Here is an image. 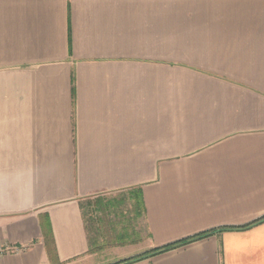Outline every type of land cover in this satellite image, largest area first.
<instances>
[{
    "label": "crops",
    "instance_id": "obj_1",
    "mask_svg": "<svg viewBox=\"0 0 264 264\" xmlns=\"http://www.w3.org/2000/svg\"><path fill=\"white\" fill-rule=\"evenodd\" d=\"M204 233L125 264H264V0H0V264Z\"/></svg>",
    "mask_w": 264,
    "mask_h": 264
},
{
    "label": "trees",
    "instance_id": "obj_2",
    "mask_svg": "<svg viewBox=\"0 0 264 264\" xmlns=\"http://www.w3.org/2000/svg\"><path fill=\"white\" fill-rule=\"evenodd\" d=\"M208 235V233H204V234H199L197 236H194L192 238H189V239H186V240H181V241H178V242H175V243H172V244H169V245H166L162 248H159V249H155V250H152L148 253H143V254H140V255H137V256H134L132 258H128V259H125V260H122V261H119V262H116L114 264H125V263H128V262H131V261H135V260H138L140 258H143V257H146L148 255H151V254H155V253H159V252H162V251H166V250H169V249H173L175 247H178L180 245H183V244H186V243H189L193 240H196V239H200L204 236Z\"/></svg>",
    "mask_w": 264,
    "mask_h": 264
},
{
    "label": "rangeland",
    "instance_id": "obj_3",
    "mask_svg": "<svg viewBox=\"0 0 264 264\" xmlns=\"http://www.w3.org/2000/svg\"><path fill=\"white\" fill-rule=\"evenodd\" d=\"M109 203H111L109 201ZM113 203V201H112ZM123 204V208L121 209L123 211V218H122V227H124L126 224L132 225L135 222V212H134V204H130V202H128L127 200L122 201ZM92 208L91 206H87L85 209L88 213L89 209ZM121 226V225H120Z\"/></svg>",
    "mask_w": 264,
    "mask_h": 264
},
{
    "label": "built area",
    "instance_id": "obj_4",
    "mask_svg": "<svg viewBox=\"0 0 264 264\" xmlns=\"http://www.w3.org/2000/svg\"><path fill=\"white\" fill-rule=\"evenodd\" d=\"M17 251V249H15Z\"/></svg>",
    "mask_w": 264,
    "mask_h": 264
}]
</instances>
